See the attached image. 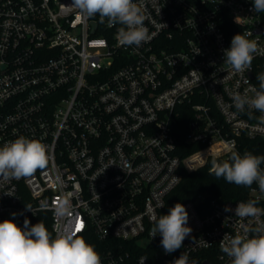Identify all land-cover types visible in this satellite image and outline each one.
Masks as SVG:
<instances>
[{"label": "built area", "instance_id": "1", "mask_svg": "<svg viewBox=\"0 0 264 264\" xmlns=\"http://www.w3.org/2000/svg\"><path fill=\"white\" fill-rule=\"evenodd\" d=\"M135 2L152 36L139 48L119 43L121 25L82 18L72 0H0V146L23 135L48 154L46 167L29 177H0V222H43L53 238L81 222L79 234L102 264H172L181 253L189 264H230L220 241L243 234L249 221L224 209L248 200L264 208L256 183L248 200L182 203L192 233L172 254L150 231L183 170L234 150L264 155L261 113L250 118L232 101L235 92L253 95L264 55L236 73L223 53L237 33H252L264 51V12L255 13L252 0ZM188 105L185 142L203 147L181 155L175 129ZM62 201L63 217L56 213Z\"/></svg>", "mask_w": 264, "mask_h": 264}, {"label": "clouds", "instance_id": "2", "mask_svg": "<svg viewBox=\"0 0 264 264\" xmlns=\"http://www.w3.org/2000/svg\"><path fill=\"white\" fill-rule=\"evenodd\" d=\"M252 3L255 13L264 12V0H252ZM70 6L78 10L82 18H95L98 15L102 23L107 20L109 27L121 25L118 41L122 46L139 48L152 39L144 24L142 8L135 0H72ZM251 35L235 34L230 47L223 50L224 62L236 73L250 71L254 55H264L257 41L248 39ZM256 79L258 87L250 89L253 95L235 92L232 101L238 112L243 113L247 108L250 118L252 110L261 113L256 119L260 125H264V72L258 73ZM47 164V146L39 140L21 135L0 146V177L5 180L29 177ZM262 164L264 155L251 152L241 155L234 150L227 160L213 159L210 174L237 186L251 187L256 183L260 192L264 193ZM257 203L256 200L239 202L234 210L225 206V212H233L241 221H249L243 226V234L224 235L220 241V250L230 258V264H264V222L255 223V226L252 224L264 216V208L258 207ZM25 207L32 211L30 207ZM56 213L61 217L69 214L67 201L57 206ZM12 215L15 217L16 213ZM152 219L154 226L150 235L152 238L157 234L162 237L160 243L166 254L182 248L184 240L192 233L188 226L189 215L182 203H176L167 214ZM83 230L84 226L77 231V224L75 227L64 225L53 238L43 222L32 225L25 218L21 227L13 219H6L0 222V264H102L94 246L79 234ZM250 232L253 233L251 237L248 235ZM172 264H189L188 254L181 253Z\"/></svg>", "mask_w": 264, "mask_h": 264}, {"label": "trees", "instance_id": "3", "mask_svg": "<svg viewBox=\"0 0 264 264\" xmlns=\"http://www.w3.org/2000/svg\"><path fill=\"white\" fill-rule=\"evenodd\" d=\"M191 121L192 112L188 105L186 110L180 113L175 129L179 139V151L181 155L190 154L203 147L202 143L187 144L185 142V136L190 130ZM250 144L253 145V143ZM211 161L194 171H182V181L167 197L162 215L167 214L169 208L173 207L176 203L187 201H209L211 199L218 201L229 199L248 200L249 187L229 184L223 178L217 179L213 174H210Z\"/></svg>", "mask_w": 264, "mask_h": 264}, {"label": "snow or ice", "instance_id": "4", "mask_svg": "<svg viewBox=\"0 0 264 264\" xmlns=\"http://www.w3.org/2000/svg\"><path fill=\"white\" fill-rule=\"evenodd\" d=\"M84 225L81 222L77 223V231H79L80 228H82Z\"/></svg>", "mask_w": 264, "mask_h": 264}, {"label": "rangeland", "instance_id": "5", "mask_svg": "<svg viewBox=\"0 0 264 264\" xmlns=\"http://www.w3.org/2000/svg\"><path fill=\"white\" fill-rule=\"evenodd\" d=\"M198 168H200V167H198ZM198 168H196V169H198ZM196 169H195V170H196ZM192 171H194V170H192ZM142 243H143V244H147L148 241H143Z\"/></svg>", "mask_w": 264, "mask_h": 264}, {"label": "water", "instance_id": "6", "mask_svg": "<svg viewBox=\"0 0 264 264\" xmlns=\"http://www.w3.org/2000/svg\"><path fill=\"white\" fill-rule=\"evenodd\" d=\"M192 126H193L194 128L196 127V125H194V124H193Z\"/></svg>", "mask_w": 264, "mask_h": 264}]
</instances>
